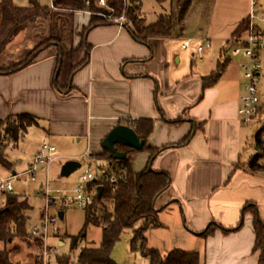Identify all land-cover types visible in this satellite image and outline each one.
Masks as SVG:
<instances>
[{"label": "crops", "instance_id": "0c3cea01", "mask_svg": "<svg viewBox=\"0 0 264 264\" xmlns=\"http://www.w3.org/2000/svg\"><path fill=\"white\" fill-rule=\"evenodd\" d=\"M252 10V0H215L203 30L191 22L171 37L147 42L135 39L128 27L99 24L87 33L89 61L73 74L69 93H61L54 84L55 46L24 69L0 74V119L34 116L38 139L40 133L66 161L79 160L86 152L102 153L103 140L118 125L144 128V120H150L145 145L161 150L151 166L169 173L171 183L156 198L160 224L146 232L148 247L163 254L175 249L198 251L200 264H259L253 250L252 212L244 214L240 229L227 233L222 229L241 222L246 204L256 205L264 220V171L253 172L247 166L256 152L247 151L248 125L238 112L245 93L243 59L227 49L234 31ZM255 11L264 14V0H258ZM77 15L88 16L74 23L75 46L90 22L89 14ZM254 23L264 30L263 22ZM188 37L211 42L203 60L183 49ZM225 48L229 62L221 79L204 87L205 78L226 57ZM193 129L191 139L183 143ZM117 150L131 156L135 173L148 165L147 149L127 152L117 145ZM211 224L216 225L214 232L203 235ZM114 249L113 258L123 264ZM127 257L134 258L127 264H150L129 243Z\"/></svg>", "mask_w": 264, "mask_h": 264}, {"label": "trees", "instance_id": "16d2710c", "mask_svg": "<svg viewBox=\"0 0 264 264\" xmlns=\"http://www.w3.org/2000/svg\"><path fill=\"white\" fill-rule=\"evenodd\" d=\"M143 1L107 0L108 8L106 9L98 5V0H54L58 10H53L50 5H43L40 0H29L27 6H18L14 0H0V74L11 75L38 60L43 50L14 60L15 56L9 54L7 49L13 39L28 30L31 25L39 23L40 20H50L48 25L49 42L52 44L45 47L54 45L58 50L54 84L61 93H69L73 89V74L89 61L91 46L86 40L87 33L99 24L112 23L98 15V12L105 11L112 16H120L124 13L127 17L124 26L130 29L135 39L147 42L150 38L171 37L178 31L184 30L191 22H197L200 25V30H203L209 22L215 0H154L162 7L163 12L152 23L147 22L143 13ZM78 10L83 13L90 11L91 14H89V25L79 34L80 44L75 46L73 44L74 23ZM249 24L250 20L246 19L237 27L232 39L227 43L228 50L238 43L237 39L246 32ZM227 49H223V56H226ZM228 62L227 56L219 62L217 70L205 78L204 87L213 86L221 79ZM260 111L259 106L258 113ZM15 119L18 121L16 120L7 128H3L5 120L0 119V138L5 134L10 141L16 143L29 127L38 125L37 119L28 114L15 116ZM180 121L181 119H178L175 123ZM144 122L146 123L144 128L139 125L132 128L141 139L145 140L152 124L150 120H144ZM193 132L194 129L187 135L183 143L191 139ZM256 145L258 151L250 158L247 166L253 172H262L264 171V164L261 162L264 156V139L260 132L256 135ZM118 148H123L127 152L135 151V149L123 145H118ZM144 149L150 152V157L148 165L138 173L132 169L130 155L123 160H116L113 158L112 152L107 149L94 155L101 161H110L116 166L127 167L129 175L117 186H111L104 181L89 182V187L98 188L101 185L103 190L101 195L97 191L94 203L85 209L87 210L86 225L101 226L103 240L100 246H95L92 243L83 245L76 264H117L112 258V251L126 229L134 231L131 248L133 250L139 248L141 253L150 259V264H200L198 251L175 249L163 254L147 245L146 232L151 226L157 227L160 224L158 209L155 206L156 198L169 187L171 177L169 173L155 170L151 166L161 150L150 148L147 145L144 146ZM0 165L11 166L2 151H0ZM3 194H6V199L0 208V210L3 209L0 212V241L10 243L13 236H19L40 243V238H33L27 232L26 226L29 219L27 211L31 208L28 199L9 192ZM247 212H252L254 215L255 244L253 250L259 255V264H264V220L259 216L256 205L246 204L241 222L236 227L222 229L226 233L240 229L244 224V214ZM139 223L142 224L138 229H135ZM215 229L216 225L211 224L203 232V235H210ZM84 239V233L73 237L71 248H77ZM9 252L6 247L0 250V264H11ZM59 263L71 264L69 258L59 259Z\"/></svg>", "mask_w": 264, "mask_h": 264}, {"label": "rangeland", "instance_id": "374dc122", "mask_svg": "<svg viewBox=\"0 0 264 264\" xmlns=\"http://www.w3.org/2000/svg\"><path fill=\"white\" fill-rule=\"evenodd\" d=\"M28 1L29 0H14L15 4L18 6H27ZM40 2L43 5H50V0H40ZM161 12H163L162 7H160L154 0L143 1V13L146 16L148 23L154 22ZM87 16L88 15H77L75 18L76 25L79 22V17L86 18ZM50 22V20H40L39 23L31 25L28 30L13 39L7 52L13 54L15 56L14 60H17L30 53L43 50L40 54L41 56L46 50L54 47V45L48 48L45 47L52 44L49 42L50 32L48 25ZM228 51L231 52V49ZM261 62L262 73L261 82L259 84V96L262 110L252 119V121L247 123L248 126L245 127L248 135L250 134V140H248L247 146L248 153H255L258 151L256 135L259 132L261 133L262 139H264V44L261 49ZM16 120L15 116H10V118L5 120L3 128H7L14 124ZM36 132L37 129L34 126L29 127L27 132L22 134L16 143L10 141L5 134L0 138V151L5 154L7 160L11 163L10 167L0 165V179L10 177L14 172L20 174L29 167L35 150L41 143ZM79 161L83 164V167L79 168L68 177L61 175V170L66 160L58 159L50 166L48 174L46 170L40 168L35 179H32L31 176L27 175L21 178L17 177L12 182L14 187L13 194L27 198L31 207L27 211V216L29 218L26 226L27 232L30 233L34 226L40 227L42 225L44 222L43 215L48 214L50 217L58 216L59 220L57 227L59 228V232H55L52 225H50L47 230V244L49 247L54 248V252L51 254L50 259L51 264H60L59 259L63 258H69L71 264H76L78 263V254L83 245L92 243L95 246H100L103 240V229L101 226L95 224L86 225L87 210L74 207L64 208L59 202L56 206L52 205L49 209H46L47 200L44 195H40L42 188H47V184L52 191V195H55L56 190H72L77 187L80 184V177L84 171L86 163L84 159H79ZM261 162L264 164V156ZM0 198L5 201L6 194L2 193ZM63 208L64 218H60L59 210ZM141 224L142 223L137 224L135 229H138ZM132 232L133 229H126L123 232L121 239L114 246L116 257L118 261L120 260L123 264L134 262V258L127 257V246L128 243L131 246L134 236ZM82 233L85 234V239L79 243L77 248L72 249V238L80 236ZM59 241L64 244H60ZM5 247L10 251L9 257L11 264H39L37 254H39L42 248V242L39 243L26 237L13 236L10 243L0 241V250H3ZM138 250L140 249L138 248L134 251Z\"/></svg>", "mask_w": 264, "mask_h": 264}, {"label": "built area", "instance_id": "2783aa9c", "mask_svg": "<svg viewBox=\"0 0 264 264\" xmlns=\"http://www.w3.org/2000/svg\"><path fill=\"white\" fill-rule=\"evenodd\" d=\"M98 5L101 8H108L107 0H98ZM253 10L249 16L250 24L246 32L237 39L238 43L231 48V55L233 57H241L242 62V77L245 93L241 98L239 107V116L243 123L247 124L258 114L260 106L259 84L261 82V49L264 44V30L259 28L254 22L259 20L264 23V14L258 15L255 8L258 5V0H252ZM50 7L53 10H58L54 4V0H50ZM77 12H82L78 10ZM91 14V12H86ZM98 15L102 16L112 23L124 26L127 17L123 13L120 16H112V14L101 11ZM211 46V42L206 39H196L194 37L185 38L183 42V49L187 51H194L196 58L201 61L204 59V51ZM41 139V145L38 152L33 156L29 167L20 174H14L10 178L0 179V195L4 192L13 193V180L17 177L31 176L32 179L36 178L39 169H44L49 172L50 166L59 159L56 155L57 147L45 139L38 133ZM80 159L86 161L84 171L80 177V184L72 190H56L55 195L47 184V188H42L40 195H44L47 204L46 209L52 205H57L59 202L64 208L74 207L86 209L91 206L95 201L97 194V187H89L91 181H104L111 186H117L122 181L126 180L129 175L127 167L116 166L110 161H101L96 156L86 152ZM83 167V164L81 165ZM3 205V200L0 198V208ZM60 209V211H63ZM60 217V216H59ZM44 222L40 227L34 226L30 232L33 238H40L42 248L37 254L39 264H51V254L54 248L49 247L47 244V230L50 225L53 226L55 232H59L57 227L58 216L50 217L48 214L43 215Z\"/></svg>", "mask_w": 264, "mask_h": 264}, {"label": "water", "instance_id": "95a60500", "mask_svg": "<svg viewBox=\"0 0 264 264\" xmlns=\"http://www.w3.org/2000/svg\"><path fill=\"white\" fill-rule=\"evenodd\" d=\"M124 145L135 150H142L145 146V140L141 139L136 131L127 125H118L114 127L102 142V146L110 150L113 158L116 160H123L127 157L126 152L118 151L117 145ZM79 160H68L62 167L61 175L64 177L70 176L72 173L81 168ZM103 187H98L99 195H101ZM3 209L0 210L2 212ZM60 218H64V211L59 212Z\"/></svg>", "mask_w": 264, "mask_h": 264}]
</instances>
